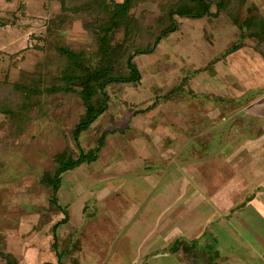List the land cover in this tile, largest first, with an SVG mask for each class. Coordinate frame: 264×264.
I'll use <instances>...</instances> for the list:
<instances>
[{"label":"rangeland","instance_id":"rangeland-1","mask_svg":"<svg viewBox=\"0 0 264 264\" xmlns=\"http://www.w3.org/2000/svg\"><path fill=\"white\" fill-rule=\"evenodd\" d=\"M211 12L177 16L178 30L134 59L141 81L107 87L109 108L79 146L72 136L84 113L77 95L47 96L43 115L35 110L25 127L0 114V264H7L1 253L17 264H194L186 249L193 245L210 264L231 250L230 264H261L245 257L243 238L260 252L264 46L244 39L230 12L217 15L215 5ZM133 13L145 24L163 14L153 3ZM60 14L56 0H0V82L21 83L38 67L56 75V42L97 51L84 16L48 38ZM236 14L264 16V0H245ZM124 38L118 33L114 45ZM103 135L97 162L64 174L62 208L53 206L43 177L57 156L90 153Z\"/></svg>","mask_w":264,"mask_h":264},{"label":"trees","instance_id":"trees-1","mask_svg":"<svg viewBox=\"0 0 264 264\" xmlns=\"http://www.w3.org/2000/svg\"><path fill=\"white\" fill-rule=\"evenodd\" d=\"M56 1L61 4V14L51 20L48 38L54 36L58 38V31L62 24L84 16L91 19L86 22L85 28L94 34L97 51H75L56 42L54 47L62 61L57 74L53 75L42 67L40 69L38 67L34 72L24 75L21 83L0 82V114L13 120L15 126L25 127L32 121V114L35 110L43 115L46 110L47 96L77 95L84 107V113L72 135L78 146L81 135L88 132L109 108L110 98L106 91L107 87L111 84H138L141 81L142 75L136 68L134 59L140 55L154 53L165 37L176 32L178 30L177 16L190 19L206 18L212 15L211 10L215 5L217 15L223 11L231 13V18L244 39L254 38L259 46H264V16L255 15L241 20L236 14L245 0ZM143 3L158 4L163 14L154 19L152 23L145 24L144 17L138 18L133 13L134 9ZM121 32L125 36L123 42L114 45L115 37ZM38 45L36 43L34 48L41 50ZM130 45H134L135 48ZM242 48L243 46H236L234 51ZM260 54L264 57V52ZM105 138L103 135L100 139L98 149L90 153L81 150L77 158L70 151L57 156V166L43 177L44 184L52 190L50 202L53 206L62 208L59 205L58 194L62 187L63 175L83 164L97 162ZM66 220L56 224L53 231L65 224ZM57 246L58 238H55L53 248L57 250ZM187 247V258L191 263L195 264V261H200L203 264H210L206 257L209 254L205 251L197 250L196 245ZM1 254L7 264H11V260L14 261L12 255ZM216 261L215 264H218ZM14 262L16 263L13 264H17V261Z\"/></svg>","mask_w":264,"mask_h":264},{"label":"crops","instance_id":"crops-1","mask_svg":"<svg viewBox=\"0 0 264 264\" xmlns=\"http://www.w3.org/2000/svg\"><path fill=\"white\" fill-rule=\"evenodd\" d=\"M260 123H262V121H260ZM262 125V124H261ZM255 138V137H254ZM259 140L258 142L259 143H261L262 145H264V127H262L261 128V131H259L258 132V136H257V138H256V140ZM250 143V142H249ZM255 143H257L256 141H255ZM247 184H248V182H246ZM262 187H264V184H260ZM245 187H247L246 189H248V188H250V186H245ZM263 192H264V190H263ZM230 201V200H229ZM248 204H250V206H251V204H252V206H254V203H248ZM260 209H259V211H258V215H259V220L261 221V224H260V226L263 228V230L260 232L261 233V238L262 239H264V202H263V200L261 199V201H260ZM229 205V204H228ZM245 205H247V204H245ZM248 236V235H247ZM248 239L249 238H251L252 240H257V239H255V238H253V236L251 235V236H248L247 237ZM243 240H244V245H243V247H244V251H243V254H245V257H250V258H253V257H255V256H257V257H259V261H260V263L261 264H264V260L263 261H261V259H260V256H264V242H263V244H262V241H261V243H260V248H259V250H260V252H257L256 250L254 251V248L252 247V245L253 244H250L249 242H246V238H243ZM251 242V241H250ZM232 250L229 252L228 251V253L227 254H224V253H222V255L220 254V258L221 257H223L222 258V260L221 261H218L220 264H230L231 263V260L229 259V257H231V254H232ZM247 255V256H246ZM253 255V256H252ZM244 256V255H243ZM253 261V260H252ZM255 261V260H254ZM251 264H257V262H251ZM259 264V263H258Z\"/></svg>","mask_w":264,"mask_h":264}]
</instances>
